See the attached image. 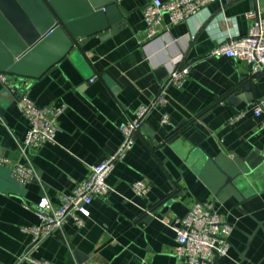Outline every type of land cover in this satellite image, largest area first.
<instances>
[{
	"label": "crops",
	"instance_id": "1",
	"mask_svg": "<svg viewBox=\"0 0 264 264\" xmlns=\"http://www.w3.org/2000/svg\"><path fill=\"white\" fill-rule=\"evenodd\" d=\"M151 1L116 0L118 31L90 37L37 80L8 79L39 107L66 106L56 142L29 153L38 179L27 185L12 169L26 163L20 145L29 122L0 82V157L10 162L0 166V264L30 251L25 229L39 225L33 207L43 197L59 208L61 195L117 151L121 126L156 99L175 61L190 68L187 81L169 87L166 105L147 117L107 180L113 192L93 201L82 228L69 220L31 256L49 264H189L176 255L174 230L147 211L175 225L202 203L233 226L230 253L219 264H264V115L254 114L264 102V75L253 76L245 60L213 55L229 38L249 34L254 0H220L169 29L165 17V34L150 41L143 10ZM261 10L264 16V0ZM137 182L150 186L147 197L134 193Z\"/></svg>",
	"mask_w": 264,
	"mask_h": 264
},
{
	"label": "built area",
	"instance_id": "2",
	"mask_svg": "<svg viewBox=\"0 0 264 264\" xmlns=\"http://www.w3.org/2000/svg\"><path fill=\"white\" fill-rule=\"evenodd\" d=\"M218 1L220 0H170L168 2L152 0L143 10L148 40L158 39L165 34H161L165 17L169 20L167 28L187 23ZM247 18L254 21L249 34L245 37L229 38L214 50L213 55L245 60L250 65L253 76L264 75V16L260 7L249 12ZM179 63L180 61H175L167 79L161 85L160 93L156 99L150 105L141 106L135 118L121 126L123 141L112 156L101 164L92 166L89 178L78 184L72 194L61 195L59 208H56L48 197H43L33 207L39 225L25 229L33 236L31 248L17 260L16 264L25 262L49 264L34 260L31 252L48 238L63 232V228L69 220H72L78 228H82L85 220L91 216L89 207L93 201L97 198L107 197L113 192L107 180L117 165L133 150L136 137L143 128L147 117L156 108L166 105L169 87L182 88L185 85L190 68L179 67ZM95 80L96 78H93L90 81L94 82ZM0 82L14 95L20 112L29 122V131L20 145L21 156L26 160V163H16L12 169V176L16 182L27 185L38 179L35 169L29 162V153L44 144L56 142L60 131L59 118L66 110V106L62 104L57 107H39L25 94H15V89L8 81L7 76L0 74ZM254 114L257 117L264 115V102L255 106ZM162 122L168 123V117H164ZM262 128L264 129V122ZM9 163V160L0 157V166H7ZM149 192L148 184L144 182L134 184V193L137 196L147 197ZM147 215L158 219L174 230L177 243L176 255L189 264H214L216 254L220 258L227 257L230 253V236L233 226L226 223L217 214L213 204H194L184 218L176 220L175 225H170L167 217H157L152 210L147 211Z\"/></svg>",
	"mask_w": 264,
	"mask_h": 264
},
{
	"label": "water",
	"instance_id": "3",
	"mask_svg": "<svg viewBox=\"0 0 264 264\" xmlns=\"http://www.w3.org/2000/svg\"><path fill=\"white\" fill-rule=\"evenodd\" d=\"M262 4L254 0V10ZM121 11L116 0H0V74L41 78L90 37L118 31Z\"/></svg>",
	"mask_w": 264,
	"mask_h": 264
}]
</instances>
